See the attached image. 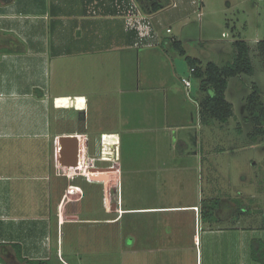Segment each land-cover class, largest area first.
<instances>
[{
  "label": "crops",
  "instance_id": "0c3cea01",
  "mask_svg": "<svg viewBox=\"0 0 264 264\" xmlns=\"http://www.w3.org/2000/svg\"><path fill=\"white\" fill-rule=\"evenodd\" d=\"M91 1L13 0L9 3L11 7L16 8L12 11L15 19L11 20L9 17L6 19V16L3 17L0 13V31L5 30L2 29L5 28L4 24L15 29L7 28V33H3L4 35L0 37V49L7 50L0 53V95L3 94L2 89H5L7 92L5 94L8 95L7 105H11L15 111L30 107L32 110L37 107L40 109L42 104L47 107L36 120L35 124H39V128L33 134L43 141L48 136L60 138L68 137L74 132L89 133L88 129H80L74 132L55 131L51 134L48 123L50 112L48 100L75 99L83 102L91 95L96 96L97 94L84 93L80 85L90 88L98 83L103 84V80H110V77L105 75L110 76L113 67L117 72L115 77L120 88L112 96L120 98L131 96L134 104L136 102V105H145L149 108L148 115L151 111L146 128L145 123H135V120L125 123L113 132H93L96 138L99 134L104 137L111 136V139L113 134L118 137L119 162L123 159V149L120 145L122 137L126 141L128 137H145L141 141H136V145L129 140L125 148L128 149L125 164L128 163V166L134 168L135 159L140 161L135 172L138 182L137 193L125 200L121 192L119 210L117 207L116 210L108 212L120 215L121 233L125 228L124 217L134 216V240L128 244L122 234L113 254L111 252L101 254L107 255L108 257H105L108 259L117 256L121 260L120 264H127L133 259L134 264H264L253 259L250 249L251 244L256 240L258 248L264 243V212H262L264 193H251L245 198L250 209L248 206L244 209L245 207L242 208L237 204L236 207L229 208L225 219L223 216L219 217V203L214 211V219L208 221L204 216L209 200L223 201V197H219L216 191H204L203 183L211 185L215 182L214 176L216 180L218 175L222 177L221 166L219 168L214 163L219 160L218 152L223 150L219 148L218 143L223 142L225 134L220 129L214 131L204 129L200 133H192L188 130L184 132L183 127H175L171 123L173 107L178 105L184 108L186 105L190 108L192 102L197 103L196 99L201 93L198 91V82L195 93H192L191 87L190 97H194V100H191L186 95L184 87L179 84L180 77L175 73V67L170 59L171 53L167 49L170 43L163 35V21L159 19L163 7L151 15V29L155 37L152 41L147 40L145 44L153 45L135 46L136 34L125 29L126 20L117 9L110 6L111 1L99 0L100 12L93 14L90 13L88 6L96 2ZM102 1L106 3L102 4ZM131 1L124 0L127 4ZM180 21H186V17ZM171 32L170 28L165 29L166 34ZM234 55L235 51L232 52V59ZM196 59L200 61L202 68L206 63L213 62ZM213 63L223 66L228 61L222 65ZM253 76L254 73L248 77ZM231 79L233 78L228 79L226 91L229 88L234 92V86H247L249 90L247 95L242 97L244 108L245 99L253 83L260 89L264 103L262 80H259V83L253 80L250 82L238 80L231 87L229 82ZM66 83L79 90L71 95L65 94L64 90L67 87L60 86H65ZM226 91L225 99L233 108V103L226 97ZM3 106L4 101L0 98V108ZM183 113L185 118L197 120L198 114L194 115L190 111L187 114ZM234 115L237 116L233 112V116L228 121ZM245 116L246 111L238 118L243 120ZM30 119L33 120L32 117ZM28 125H31V121H25L24 129L28 128ZM236 133L238 136L242 135L239 130ZM179 135L182 137L177 141ZM237 135L229 134L228 137L235 142L238 139ZM247 138L246 144L251 148L261 146L264 151V143L260 145L253 139L248 141ZM121 142L123 143V140ZM177 142L183 145L178 146ZM246 148L243 146L240 149L245 151ZM112 150L110 147L104 148V152L111 153ZM132 154L137 155L135 157ZM105 161H113V158L109 156ZM260 164L262 165L259 168L263 169L260 171H264V160ZM203 169L206 170L205 178L202 176L199 180ZM198 170L201 172L199 173ZM109 173L111 172H103L105 175ZM132 174L133 172L127 175ZM226 175L229 178L230 173L227 170ZM242 177L245 178V175ZM160 187H163L164 191H160ZM168 187L172 190H166ZM239 197L242 199V194L228 199L238 200ZM228 221L229 225L222 226L223 222ZM94 246L91 247L98 249L103 245ZM68 247L70 250L68 255L77 256L73 254L72 247ZM60 248L57 245L59 251L57 256L62 258L64 252ZM101 254L90 253V260L87 263L84 258V264H93L96 259L103 264ZM41 259L49 262L51 260L49 257Z\"/></svg>",
  "mask_w": 264,
  "mask_h": 264
},
{
  "label": "rangeland",
  "instance_id": "374dc122",
  "mask_svg": "<svg viewBox=\"0 0 264 264\" xmlns=\"http://www.w3.org/2000/svg\"><path fill=\"white\" fill-rule=\"evenodd\" d=\"M12 1L0 0L1 15L11 20L15 19L12 11L16 9L9 5ZM110 1V6L115 9L117 4L122 2V0ZM157 1L163 5L159 19L163 21V35L168 41L174 37L181 42L187 56L222 65L232 60V52L235 51L232 43L237 39L243 40L250 46L254 76L251 78L245 74L239 75L229 80L230 86L233 87L232 84L238 80L244 82L253 80L258 83L262 80L264 87V63L256 48V43L264 40V0ZM95 2L88 6L91 14L100 12L98 4L101 1L95 0ZM132 2L139 6V0ZM104 3L106 2L102 1V4ZM183 17H186L184 22L180 21ZM4 25L5 28L2 29L5 30L0 31V37L4 35L3 33H7L6 30L15 29L10 25ZM166 28H170L172 32L166 34ZM169 45L167 49L171 53L170 59L177 77L189 78L193 85L192 93H195L198 81L191 77L184 57ZM110 72V76L105 75L110 77V80H103V84L98 83L90 88L80 85L84 93L97 94L91 95L83 102L75 99H66L70 102H65L64 99L48 100L50 104L48 123L51 134L55 131L74 132L80 129L89 131V133L74 132L68 136L75 141L74 166L70 168L61 165L62 149L59 140L65 137L48 136L43 141L33 135L39 128V124H35L36 120L47 107L42 104L40 109L37 107L32 110L30 107L15 111L11 105H7L8 95L5 94L6 90L2 89L3 94L0 98L4 101V106L0 108V264H23L16 257L11 247L12 242L21 243L22 253L26 258L49 257L50 264H84V258L87 263L90 260V253L91 255L93 252L113 254L122 234L128 244L134 240V216L124 217L125 228L121 233L120 215L108 213L103 202L104 199L109 198L112 206L118 205L121 201V192L125 200L137 193L138 182L135 172L140 161L135 159L134 168L128 166V163L125 164L128 150L125 148L129 140L136 145V141H141L145 137H128L127 141L122 137L123 143L120 140V145L123 149V159L119 162L118 137L113 134L111 139V136L104 137L99 134L96 138L93 132H113L125 123L135 120V123H145V127L147 120H150L151 111L148 115L149 108L145 105H136V102L134 104L131 96L122 97L123 99L112 96L120 86L117 84L115 77L117 72L114 67ZM179 84L181 85L180 80ZM60 87H67L64 91L69 95L79 90L67 83ZM234 87V92L228 88L226 97L233 103V112L237 116L234 115L228 123L222 125L210 118H205L203 121L199 117L198 103L205 96L204 93L196 99V104L191 103L190 108L185 105L186 110L185 107L175 105L171 120L175 127H183L184 132L188 130V132L200 133L204 129L208 131L220 129L224 132L223 142L218 143L219 148L223 149L218 152L219 160L216 162L212 160L215 166L219 168L221 166L222 177L218 175L216 180L214 176L215 182L211 185L203 183L204 191H216L219 197H223V201L219 202L218 213L219 217L223 216L224 219L229 208L236 207L237 204L246 209L249 203L245 198L251 193H264V171H260L263 169L259 168L262 165L259 163L264 160V151L261 146L251 148L246 144L247 133L252 126L238 118L245 114L242 97H245L249 90L247 86ZM190 99L194 100V97L191 96ZM189 111L194 115L198 114L197 120L185 118L183 112L187 114ZM31 117L33 120L30 119ZM25 121H31V125L26 129H24ZM238 130L242 135H237ZM220 134L222 135V132ZM229 134H236L238 139L234 142L228 137ZM180 137L182 136H177V141ZM254 141L261 145L264 143V136ZM243 146L247 147L245 151L240 149ZM106 147L113 149L111 153L104 152ZM132 155L136 157L137 154ZM109 156L113 161H105ZM196 168L198 169L197 166ZM226 170L230 173V180ZM105 171L111 173L105 175L103 174ZM205 171L203 169L199 180L202 176L205 178ZM132 172V175H127ZM243 175L245 178L242 177ZM166 190L172 189L168 187ZM160 191H164V188L160 187ZM237 194H242V199L240 197L237 198L238 200L228 199L236 198ZM208 205H211L210 200ZM229 223V221L223 222L221 225L227 226ZM98 244L103 246L98 249L91 247L94 245L97 247ZM57 245L64 252L62 258L57 256L59 253ZM68 246L72 247L73 254L77 256L68 255L70 252ZM105 256L107 255L101 254L103 264L121 263L117 256H111L109 259ZM133 260L127 264H134ZM100 263L101 261L97 259L93 262V264Z\"/></svg>",
  "mask_w": 264,
  "mask_h": 264
},
{
  "label": "trees",
  "instance_id": "16d2710c",
  "mask_svg": "<svg viewBox=\"0 0 264 264\" xmlns=\"http://www.w3.org/2000/svg\"><path fill=\"white\" fill-rule=\"evenodd\" d=\"M162 7L163 5L159 4L157 0H139V8L145 15H152L161 10ZM168 42L179 55L184 57L188 64V68L194 69L193 73L190 75L199 82L198 91L200 93H205V96L201 98L198 103L199 117L203 121H205V118H210L220 124L228 122L233 116L232 105L225 99L228 79L242 74L252 76L254 73V68L249 56L250 48L248 44L243 40H235L233 42L235 55L231 62L223 66L208 62L205 67L202 68L198 59L186 55L180 41L177 39H170ZM256 48L259 57L264 63V40L258 41ZM4 52H7V50L0 49V53ZM245 111L246 116L243 118V121L252 126L247 137L251 140H255L258 137L264 136V103L261 99V91L254 83L251 85L250 93L245 99ZM181 144V142H177L178 146ZM218 203L217 200L211 201V205L207 206V211L204 216L208 221L214 219V211L217 209ZM11 247L20 263L50 264L49 260L46 259L26 258L23 256L20 242H12ZM250 249L253 259L264 263V243L258 248L256 240L251 244ZM261 253L263 254L262 256Z\"/></svg>",
  "mask_w": 264,
  "mask_h": 264
},
{
  "label": "built area",
  "instance_id": "2783aa9c",
  "mask_svg": "<svg viewBox=\"0 0 264 264\" xmlns=\"http://www.w3.org/2000/svg\"><path fill=\"white\" fill-rule=\"evenodd\" d=\"M116 9L119 14L126 15L125 18V29L127 31H132L136 34V42L135 46H150L151 44H145L147 40H154V34L151 29V15H145L142 13L140 8L134 3L129 2L128 4L122 0L121 4H117ZM169 31V30H167ZM194 71L193 68L189 69V73L192 74ZM180 83L186 90V95L190 97V90L192 87V82L187 77L180 78ZM57 151V149H56ZM64 162V161H63ZM64 166V165H63ZM65 167V166H64ZM69 179V177H68ZM109 198L104 199L103 206L107 209V211L116 210L119 204H115L112 206ZM119 210V207H118Z\"/></svg>",
  "mask_w": 264,
  "mask_h": 264
},
{
  "label": "water",
  "instance_id": "95a60500",
  "mask_svg": "<svg viewBox=\"0 0 264 264\" xmlns=\"http://www.w3.org/2000/svg\"><path fill=\"white\" fill-rule=\"evenodd\" d=\"M61 141L62 158L61 165L70 168L74 166L75 141L72 137H65ZM64 161V162H63Z\"/></svg>",
  "mask_w": 264,
  "mask_h": 264
}]
</instances>
